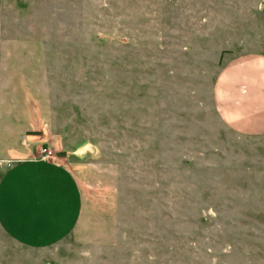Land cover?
I'll use <instances>...</instances> for the list:
<instances>
[{
	"label": "rangeland",
	"instance_id": "obj_1",
	"mask_svg": "<svg viewBox=\"0 0 264 264\" xmlns=\"http://www.w3.org/2000/svg\"><path fill=\"white\" fill-rule=\"evenodd\" d=\"M244 54L264 0H0V149L24 122L81 194L68 237L0 264H264V137L213 104Z\"/></svg>",
	"mask_w": 264,
	"mask_h": 264
},
{
	"label": "crops",
	"instance_id": "obj_2",
	"mask_svg": "<svg viewBox=\"0 0 264 264\" xmlns=\"http://www.w3.org/2000/svg\"><path fill=\"white\" fill-rule=\"evenodd\" d=\"M213 104L228 130L244 137H264V56L244 54L226 62L214 83ZM3 125L0 240L27 248L56 245L80 219L76 180L58 161H42L34 155V141L24 136V122Z\"/></svg>",
	"mask_w": 264,
	"mask_h": 264
},
{
	"label": "built area",
	"instance_id": "obj_3",
	"mask_svg": "<svg viewBox=\"0 0 264 264\" xmlns=\"http://www.w3.org/2000/svg\"><path fill=\"white\" fill-rule=\"evenodd\" d=\"M52 158V153L45 148H42L38 153V159L47 161Z\"/></svg>",
	"mask_w": 264,
	"mask_h": 264
}]
</instances>
